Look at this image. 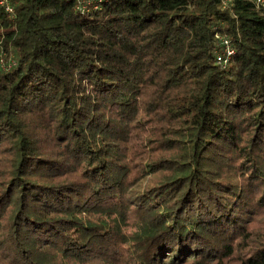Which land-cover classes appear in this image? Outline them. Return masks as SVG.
<instances>
[{
    "label": "trees",
    "instance_id": "16d2710c",
    "mask_svg": "<svg viewBox=\"0 0 264 264\" xmlns=\"http://www.w3.org/2000/svg\"><path fill=\"white\" fill-rule=\"evenodd\" d=\"M9 1L0 264H264L254 1Z\"/></svg>",
    "mask_w": 264,
    "mask_h": 264
},
{
    "label": "built area",
    "instance_id": "2783aa9c",
    "mask_svg": "<svg viewBox=\"0 0 264 264\" xmlns=\"http://www.w3.org/2000/svg\"><path fill=\"white\" fill-rule=\"evenodd\" d=\"M77 4V10L81 13H87L89 11L97 10L105 1L108 0H73ZM257 9L264 12V0H253ZM0 7L4 8V11L9 17H14V10L9 0H0ZM219 44L221 49L216 54V61L218 64L226 65L233 55V50L230 47L229 41L226 37H219ZM16 66L15 60L11 57L6 60L4 53L0 52V71L9 72Z\"/></svg>",
    "mask_w": 264,
    "mask_h": 264
}]
</instances>
